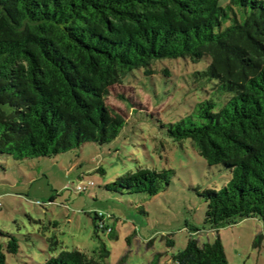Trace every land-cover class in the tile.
I'll return each mask as SVG.
<instances>
[{
  "label": "trees",
  "instance_id": "obj_1",
  "mask_svg": "<svg viewBox=\"0 0 264 264\" xmlns=\"http://www.w3.org/2000/svg\"><path fill=\"white\" fill-rule=\"evenodd\" d=\"M209 58L197 79L208 97L164 127L173 141L190 140L208 165L229 179L198 194L212 229L255 217L264 239V0H0V154L16 161L49 157L87 142L110 143L126 121L107 98L111 89L157 61ZM169 75L165 66L159 70ZM121 98H124L120 95ZM100 172H104L99 167ZM170 169L138 166L108 191L155 195L171 182ZM92 184H88V182ZM84 191L94 185L84 181ZM77 185V186H78ZM112 215L94 211V230L111 232ZM186 227L191 232L197 226ZM0 264L19 251L14 234L0 230ZM48 252L59 245L45 237ZM91 254L60 249L38 264H102ZM176 264H228L220 237L199 244L192 235Z\"/></svg>",
  "mask_w": 264,
  "mask_h": 264
},
{
  "label": "rangeland",
  "instance_id": "obj_2",
  "mask_svg": "<svg viewBox=\"0 0 264 264\" xmlns=\"http://www.w3.org/2000/svg\"><path fill=\"white\" fill-rule=\"evenodd\" d=\"M208 59H163L155 63L158 72L151 76L143 69L129 73L127 82L113 87L107 98L126 121L110 143L87 142L22 161L0 154V230L14 234L19 243L17 254L7 255L8 264L42 263L60 249L91 254L102 245L109 251L102 264H176L173 256L190 235L199 244L219 236L228 264H264V239L254 243L262 230L259 219L242 218L217 230L204 221L206 203L198 192L220 189L228 171L208 165L190 140L173 141L164 127L211 97V83L195 75ZM165 66L169 75L159 71ZM138 166L173 170L170 184L152 196L104 188ZM88 180L94 185L78 192L77 185ZM94 211L112 215L106 220L111 232L94 230ZM186 224L199 230L191 232ZM50 236L59 242L51 254L45 242Z\"/></svg>",
  "mask_w": 264,
  "mask_h": 264
},
{
  "label": "built area",
  "instance_id": "obj_3",
  "mask_svg": "<svg viewBox=\"0 0 264 264\" xmlns=\"http://www.w3.org/2000/svg\"><path fill=\"white\" fill-rule=\"evenodd\" d=\"M88 184H92V182L89 181ZM82 188H83V187H82L81 185H78V186H77V189H78V190H81Z\"/></svg>",
  "mask_w": 264,
  "mask_h": 264
}]
</instances>
